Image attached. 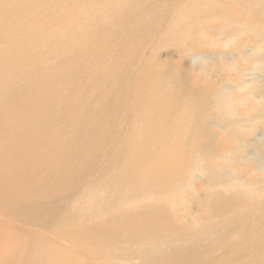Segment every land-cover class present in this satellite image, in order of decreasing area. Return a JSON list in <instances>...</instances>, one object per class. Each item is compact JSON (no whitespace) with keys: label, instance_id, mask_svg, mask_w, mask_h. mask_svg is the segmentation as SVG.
Here are the masks:
<instances>
[{"label":"bare ground","instance_id":"obj_1","mask_svg":"<svg viewBox=\"0 0 264 264\" xmlns=\"http://www.w3.org/2000/svg\"><path fill=\"white\" fill-rule=\"evenodd\" d=\"M170 1L0 0V264H264V111L231 94L258 99L264 80L237 51L228 71L194 50L184 69L150 56L147 35L182 49L188 22L219 11L194 0L186 22ZM127 3L142 18L125 26ZM208 59L215 72L193 67Z\"/></svg>","mask_w":264,"mask_h":264},{"label":"rangeland","instance_id":"obj_2","mask_svg":"<svg viewBox=\"0 0 264 264\" xmlns=\"http://www.w3.org/2000/svg\"><path fill=\"white\" fill-rule=\"evenodd\" d=\"M252 1H254V0H247V1L246 0H242V1L241 0H232V1H230V0H214V3L217 2L216 8H217V10H219L218 12H216V14L218 15L220 13L218 16L216 15L217 17L215 16V18H211L212 21H209V19H210L209 16L212 15L210 17H213V15L215 13L213 14V11H211L208 8H203L202 13L198 16L196 15L197 16L196 22H194V21L188 22L190 16L191 17L193 16V10H191V9H193L195 7V4L189 5L188 10H187V5L190 3L192 4L194 2V0L193 1L192 0H171L170 1L171 3H167L168 8L171 9L169 12L176 13V12H178V10H180L179 12L183 13L187 10L180 18L186 20V22H188V24H190L192 26L191 27L192 32L187 34V38H188L187 41L188 42H186V44H188V45L184 46V48H182V49L181 48L179 49L177 47H173L171 45L168 48H162L161 49V48H158L156 45L157 39L156 38H155L156 40L153 39L152 41H154V44H151L150 36L147 35L146 43H148V44H147V47H145V50H146V52L148 51L147 53L150 56L155 57L158 60H163V61L165 60V61L177 62V61H179L180 58L183 57L181 59V61L183 63L182 62L179 63L180 66H178V67L183 66V69L189 68V66H192V65H190V63H192V60H190V58L186 56L184 51L186 49L192 50V51L194 50L193 54L202 55V56L204 55V56L210 57V59L212 58V60L214 62L224 63L225 68H226L225 70H227V71L230 69L229 65L232 64L230 58H232L231 56L233 55V53H235L237 51L239 54H243V55L237 56L234 60L236 63H238V66L240 67V69H242L243 71L251 72L249 79H252L253 77H258L259 81H263L264 80V36H262V35H259V36L255 35L254 36L248 32H240V31H236V30L233 31V30L225 27V22L219 18V17H221V14L223 11H226V13L228 15L230 14V16H232V14L234 15L235 13H237L239 16H241V17L243 16V18H245V19H247V16L250 15L249 19L252 20L251 22L253 24H255L257 26H258V24H261L262 26H264V16L257 18L254 13L249 12L250 11V8H249L250 5H247V6L245 5L248 2H252ZM259 1L262 4L263 0H259ZM112 3L113 2H111L110 9L112 11H115ZM161 4L163 5L165 3L162 2ZM202 4H203V2L201 3V5ZM230 4H233V5H230ZM130 5H132V4L127 3L126 6L122 9V11H124V10H126V11L119 14V22H126L125 26H127V24L130 23L131 20H133L132 17L136 18L137 14H138V16L135 20L139 21L142 18V11H140L139 8L136 7L134 12L129 11ZM244 5H245V7H244ZM230 11H231V13H230ZM103 18L108 19V16L106 14H103ZM192 18H195V17H192ZM224 20H225V18H224ZM171 23H172V21L169 22V24H171ZM167 26H168L167 28L170 27V25H167ZM167 28H166V30H168ZM75 30L76 31L82 30V33L85 31L83 29V27H79V28L75 27ZM96 30H99L103 33L111 31V29L110 30H100L98 28H96ZM260 31H262V30L260 29ZM262 32H264V31H262ZM246 33H248V34L246 35ZM193 34H194V36H193ZM208 37H209V39H208ZM235 38H236V41H234ZM192 42H193V44H192ZM203 43H204V46H203ZM205 43L210 44V45H206ZM77 45H78V41L73 43L69 48V53L74 54V52H75L74 49ZM138 45H140V46H138ZM138 45L136 47L137 50H139L141 45L145 46V43H143V41L140 40V43ZM198 45H199V47H198ZM250 46H252V47H250ZM150 48H151V50H150ZM190 48H192V49H190ZM242 48H243V50H242ZM248 48H250V50H247ZM26 50L29 51V48L26 47ZM157 51H160V53L158 54ZM244 52L246 54H244ZM156 55H158V56H156ZM135 57H138V56H135ZM210 59H208V61L206 60L205 62L199 61L196 64H193V67L195 66L194 68L196 69L200 66H205L204 68H206L205 63L208 64L209 62H210V66H211V63H213V61L211 62ZM227 61H229V62L227 63ZM246 61H247V64L245 63ZM67 63H70V62H67ZM227 65H228V67H227ZM210 66L208 68H206L210 72L211 71L215 72L217 70L216 65L213 66L212 68ZM234 66H235V64L232 65V67H234ZM93 72L95 73L96 69L91 70L89 73H87L88 75L85 74L84 70H82V73L79 76V79L75 80L76 84H78V86H85L83 83H85L87 76L93 74ZM195 73H197V72H195ZM199 74H201V73H199ZM221 75H223V74H221ZM221 75L218 77L220 79H222V81L224 82L225 85H228L229 84L228 81L224 78L232 77V76H234V73H232L230 75L226 74L227 76L223 75L224 78H222ZM236 76H239L242 79L243 75L238 74ZM205 80L207 81V77H205ZM209 80L212 81L213 80L212 77H209ZM209 82L210 81H207L206 83L208 84ZM251 84L252 83H249L250 86H251ZM231 90H232V88H231ZM232 92L236 94V98L240 99V101H242V103L244 105V106L243 105L237 106L236 110L238 113L242 114L240 110H243V111H245V113L248 112L249 115L258 114V113H256L255 109L251 108L254 104L262 105L263 111H264V89L259 91V92H255V93H257V95L260 96V97H258V99L256 96H252V95L249 96L247 93L242 92V94H239L237 91L234 90V91H231V94H232ZM89 94H92V93L89 92ZM237 99H235V100H237ZM244 108H246V109H244ZM250 108H251V112H250ZM263 118H264V112H263ZM262 125H264V120L261 121L260 126H262ZM215 129L216 128H214L213 130H215ZM241 143H243V142H241ZM176 200H177V203L182 202L181 195L178 196ZM179 208H183V207L179 206Z\"/></svg>","mask_w":264,"mask_h":264}]
</instances>
